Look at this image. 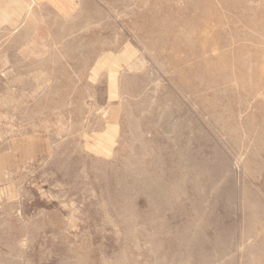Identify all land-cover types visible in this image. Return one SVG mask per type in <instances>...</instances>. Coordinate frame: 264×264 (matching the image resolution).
I'll use <instances>...</instances> for the list:
<instances>
[{"label": "rangeland", "instance_id": "374dc122", "mask_svg": "<svg viewBox=\"0 0 264 264\" xmlns=\"http://www.w3.org/2000/svg\"><path fill=\"white\" fill-rule=\"evenodd\" d=\"M24 1L0 264H264V0Z\"/></svg>", "mask_w": 264, "mask_h": 264}, {"label": "crops", "instance_id": "0c3cea01", "mask_svg": "<svg viewBox=\"0 0 264 264\" xmlns=\"http://www.w3.org/2000/svg\"><path fill=\"white\" fill-rule=\"evenodd\" d=\"M40 5H47L48 0H36ZM41 2V3H40ZM73 0H51L50 4L54 7L52 9L57 13L61 14L64 11L63 7L71 6ZM25 3L24 0H1L0 1V30L7 28L17 29V27L22 25L26 16V9H23L22 4ZM75 3V2H74ZM73 3V4H74ZM21 7L16 9L15 6ZM61 7V9L57 8ZM62 10V11H61Z\"/></svg>", "mask_w": 264, "mask_h": 264}]
</instances>
